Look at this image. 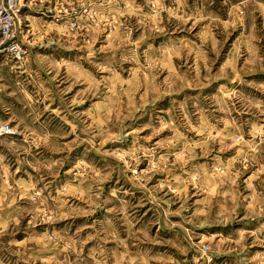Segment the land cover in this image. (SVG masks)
I'll return each instance as SVG.
<instances>
[{
    "label": "rangeland",
    "instance_id": "obj_1",
    "mask_svg": "<svg viewBox=\"0 0 264 264\" xmlns=\"http://www.w3.org/2000/svg\"><path fill=\"white\" fill-rule=\"evenodd\" d=\"M12 1L0 264H264V0Z\"/></svg>",
    "mask_w": 264,
    "mask_h": 264
},
{
    "label": "built area",
    "instance_id": "obj_2",
    "mask_svg": "<svg viewBox=\"0 0 264 264\" xmlns=\"http://www.w3.org/2000/svg\"><path fill=\"white\" fill-rule=\"evenodd\" d=\"M12 4H13L12 0H9V2H6L4 4L3 10H4L5 13L3 15V19L0 20V25L11 19L10 13H7L6 10H9L11 8Z\"/></svg>",
    "mask_w": 264,
    "mask_h": 264
}]
</instances>
